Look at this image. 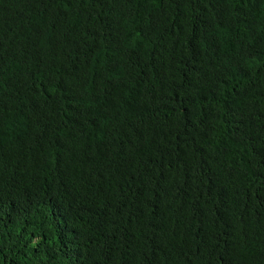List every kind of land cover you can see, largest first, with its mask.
I'll return each mask as SVG.
<instances>
[{
  "label": "trees",
  "instance_id": "obj_1",
  "mask_svg": "<svg viewBox=\"0 0 264 264\" xmlns=\"http://www.w3.org/2000/svg\"><path fill=\"white\" fill-rule=\"evenodd\" d=\"M0 264H264V0H0Z\"/></svg>",
  "mask_w": 264,
  "mask_h": 264
}]
</instances>
